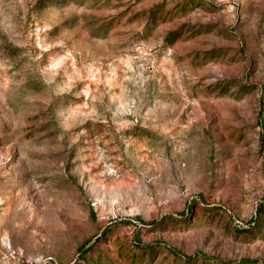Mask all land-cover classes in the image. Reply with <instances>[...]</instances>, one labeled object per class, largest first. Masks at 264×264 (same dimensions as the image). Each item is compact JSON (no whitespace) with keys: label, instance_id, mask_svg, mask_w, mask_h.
I'll list each match as a JSON object with an SVG mask.
<instances>
[{"label":"rangeland","instance_id":"1","mask_svg":"<svg viewBox=\"0 0 264 264\" xmlns=\"http://www.w3.org/2000/svg\"><path fill=\"white\" fill-rule=\"evenodd\" d=\"M0 264H264V0H0Z\"/></svg>","mask_w":264,"mask_h":264}]
</instances>
